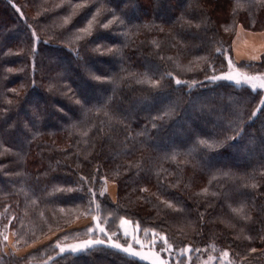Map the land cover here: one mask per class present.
<instances>
[{"label":"trees","instance_id":"16d2710c","mask_svg":"<svg viewBox=\"0 0 264 264\" xmlns=\"http://www.w3.org/2000/svg\"><path fill=\"white\" fill-rule=\"evenodd\" d=\"M241 31L264 0H0V264H264V88L235 83H264V52L236 60ZM99 227L158 257L57 249Z\"/></svg>","mask_w":264,"mask_h":264},{"label":"snow or ice","instance_id":"6c2138e0","mask_svg":"<svg viewBox=\"0 0 264 264\" xmlns=\"http://www.w3.org/2000/svg\"><path fill=\"white\" fill-rule=\"evenodd\" d=\"M105 27H107V25H105ZM84 31L87 32L88 29H85ZM229 68L230 69L232 68L231 61H229ZM211 79H214V80L215 79H226V80L231 82L233 80V77L231 75H223V76H215L214 75L213 77H211ZM256 79H257L256 77L245 76L243 78V80L235 79V83L237 85H240L242 83L250 84L253 91H256V89L258 87L259 88H264V83L257 85L254 82ZM175 82H176L177 85L181 84L180 80H176ZM260 105L262 107H264V98H262L260 100ZM252 115L255 116L256 112H253ZM201 143H204V141H201ZM209 147H211V145H209ZM69 191H70V189H69ZM101 195H103V193H101ZM88 231H89V233H92L94 231V229L93 228H89ZM98 231H99V233L103 234V236H107V238H108L107 243L102 238L89 239V240L84 241V243L79 245V246H72L69 249L60 248V252L64 253L67 250V251H71L72 253H77L78 251H86V250H89V249H94V248H96L98 246H104V247L111 248L113 250L122 252L124 254H127L128 256H131V257H138L141 260L146 259V257L142 253L136 252L132 248L131 244H129L128 247H123L118 241H113L112 235H115V233H113L112 235H109L108 231L105 228H103V227H99ZM125 236H127V233H125ZM165 243H167V242L165 241ZM225 255H227V253H225ZM161 264H163V262H161Z\"/></svg>","mask_w":264,"mask_h":264},{"label":"crops","instance_id":"0c3cea01","mask_svg":"<svg viewBox=\"0 0 264 264\" xmlns=\"http://www.w3.org/2000/svg\"><path fill=\"white\" fill-rule=\"evenodd\" d=\"M232 47L236 60L257 61L264 52V32L249 34L241 31L237 33Z\"/></svg>","mask_w":264,"mask_h":264},{"label":"rangeland","instance_id":"374dc122","mask_svg":"<svg viewBox=\"0 0 264 264\" xmlns=\"http://www.w3.org/2000/svg\"><path fill=\"white\" fill-rule=\"evenodd\" d=\"M257 79L260 80V77H258ZM261 80L264 81V78H262ZM81 244H82V241H80V240H78V241L75 242V243H74V241H73V242H66V243L61 242L60 244H58V248H57V249H59V251H60V248L69 249V248L72 247L73 245H74V246H79V245H81ZM151 252H152V253H151ZM151 252L143 253V255L146 257L145 260H147V261H149V262H152L151 260H153V259H151L147 254L152 255V256H154V257H155V255L157 256V254H156L154 251H151ZM157 257H158V256H157Z\"/></svg>","mask_w":264,"mask_h":264}]
</instances>
